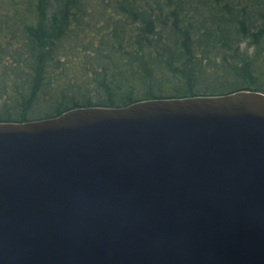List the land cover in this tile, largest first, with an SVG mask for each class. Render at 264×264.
<instances>
[{
    "label": "water",
    "instance_id": "obj_1",
    "mask_svg": "<svg viewBox=\"0 0 264 264\" xmlns=\"http://www.w3.org/2000/svg\"><path fill=\"white\" fill-rule=\"evenodd\" d=\"M0 264H264V93L0 123Z\"/></svg>",
    "mask_w": 264,
    "mask_h": 264
},
{
    "label": "trees",
    "instance_id": "obj_2",
    "mask_svg": "<svg viewBox=\"0 0 264 264\" xmlns=\"http://www.w3.org/2000/svg\"><path fill=\"white\" fill-rule=\"evenodd\" d=\"M51 1L0 0V123L264 93V0Z\"/></svg>",
    "mask_w": 264,
    "mask_h": 264
},
{
    "label": "rangeland",
    "instance_id": "obj_3",
    "mask_svg": "<svg viewBox=\"0 0 264 264\" xmlns=\"http://www.w3.org/2000/svg\"><path fill=\"white\" fill-rule=\"evenodd\" d=\"M57 10H58V3L56 2V0H52L51 1V7L49 9L50 19L55 13H57ZM243 50L245 51V46H243ZM250 52H251V50H250Z\"/></svg>",
    "mask_w": 264,
    "mask_h": 264
}]
</instances>
